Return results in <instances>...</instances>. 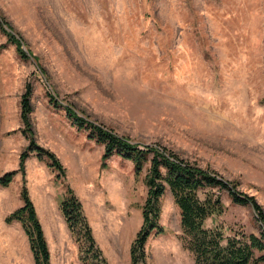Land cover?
Returning <instances> with one entry per match:
<instances>
[{"label":"rangeland","instance_id":"374dc122","mask_svg":"<svg viewBox=\"0 0 264 264\" xmlns=\"http://www.w3.org/2000/svg\"><path fill=\"white\" fill-rule=\"evenodd\" d=\"M68 109L211 168L264 208V0H0V176L19 170L31 131L66 170L59 177L36 153L26 161L51 263L83 264L85 241L76 242L60 209L71 188L109 264H131L148 166L138 176L131 161H103L104 145ZM23 183L18 173L0 186V264H35L22 224L5 221L23 206ZM222 200L224 214L207 227L261 234L251 206L235 204L228 191ZM162 206L165 234L148 240V264H196L169 189Z\"/></svg>","mask_w":264,"mask_h":264},{"label":"trees","instance_id":"16d2710c","mask_svg":"<svg viewBox=\"0 0 264 264\" xmlns=\"http://www.w3.org/2000/svg\"><path fill=\"white\" fill-rule=\"evenodd\" d=\"M6 35L11 36L8 32ZM18 51L24 59L28 57L22 50ZM31 97L32 89L29 86L22 99V119L28 129L31 128ZM52 104L59 106L54 98ZM68 112L80 130H90V137L104 145L103 161L113 156L131 161L138 176L148 166V193L142 212L143 225L131 246V264H148V240L152 235L165 234V228L161 224L162 198L168 189L181 213L183 243L193 254L196 264L264 263V208L254 196L238 191L236 185L222 178L216 171L185 160L173 150L134 143L130 138L120 136L109 128L89 122L74 110L68 109ZM26 133L31 135L30 147L20 156L19 170L0 176L1 187H9L18 173L24 176L21 193L23 206L10 214L5 221L8 225L16 222L22 224L35 264H52L48 241L27 188L26 161L36 153L39 160L48 159L49 166L59 173V177L65 176L66 170L56 154L38 146L31 131ZM224 191L229 192L235 204L253 208L258 222L262 225L259 236L245 232L227 235L223 227L206 226L208 220L224 214ZM60 209L76 242L85 241V245L80 246L82 263L109 264L94 238L83 203L73 189L70 188L61 200Z\"/></svg>","mask_w":264,"mask_h":264}]
</instances>
